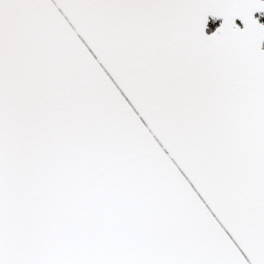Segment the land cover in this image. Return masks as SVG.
Here are the masks:
<instances>
[{"label":"snow or ice","instance_id":"snow-or-ice-1","mask_svg":"<svg viewBox=\"0 0 264 264\" xmlns=\"http://www.w3.org/2000/svg\"><path fill=\"white\" fill-rule=\"evenodd\" d=\"M0 264H264V0H0Z\"/></svg>","mask_w":264,"mask_h":264}]
</instances>
